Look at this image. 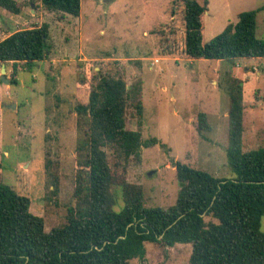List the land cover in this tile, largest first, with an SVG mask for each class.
<instances>
[{
    "label": "rangeland",
    "instance_id": "1",
    "mask_svg": "<svg viewBox=\"0 0 264 264\" xmlns=\"http://www.w3.org/2000/svg\"><path fill=\"white\" fill-rule=\"evenodd\" d=\"M17 1L24 6L21 15L0 8V40L48 23L51 51L30 67L18 64L16 77L13 65L4 64L7 80L16 78L17 85L2 81L0 64L1 175L4 184L31 200L30 211L44 219L48 231L65 225L75 206V150L82 131L74 108L88 102L99 75L118 73L129 88L141 85L143 115H137L136 100L130 101L126 127L158 143L143 147L138 159L106 152L118 182L142 187L147 208L176 204L177 162L217 178L235 177L227 160L230 74L243 81V151L264 144V58L223 62L186 56L185 0H81L77 18L50 12L40 0ZM197 1L208 2L204 43L245 11H257L256 37L264 39V0ZM200 113L210 126L204 136L197 129ZM114 191L120 211L121 189L116 185ZM145 247V258L133 264H189L192 253L190 244Z\"/></svg>",
    "mask_w": 264,
    "mask_h": 264
},
{
    "label": "trees",
    "instance_id": "2",
    "mask_svg": "<svg viewBox=\"0 0 264 264\" xmlns=\"http://www.w3.org/2000/svg\"><path fill=\"white\" fill-rule=\"evenodd\" d=\"M54 13L79 17L81 0H40ZM0 8L21 15L17 0H0ZM208 2L185 0L184 51L191 59L230 62L264 58V39L256 37L257 11L238 15L236 23L207 43L203 15ZM50 26L43 23L13 32L0 41V64L31 66L49 57ZM10 84H18L13 78ZM227 160L234 178H217L204 170L175 163L180 187L176 204L164 210L147 208L141 186L118 182L106 149L124 159L140 158L144 141L139 130L126 127V111L136 100L143 115L141 85L128 87L118 73L99 75L86 104L74 108L82 131L76 146L75 206L67 223L48 231L44 219L30 211L31 200L2 182L0 164V264H133L146 256L145 244L163 247L190 244L189 264H264V144L243 151V81L230 74ZM198 132L210 130L205 113L198 116ZM121 189L122 208L114 187ZM205 216L213 221L206 222Z\"/></svg>",
    "mask_w": 264,
    "mask_h": 264
},
{
    "label": "water",
    "instance_id": "3",
    "mask_svg": "<svg viewBox=\"0 0 264 264\" xmlns=\"http://www.w3.org/2000/svg\"><path fill=\"white\" fill-rule=\"evenodd\" d=\"M34 6V3L32 2L31 3V7H33ZM2 68H3V72H2V81H4L6 84H10V80H7V78H6V67H5V65L3 64L2 65ZM152 173H150V175H151Z\"/></svg>",
    "mask_w": 264,
    "mask_h": 264
},
{
    "label": "crops",
    "instance_id": "4",
    "mask_svg": "<svg viewBox=\"0 0 264 264\" xmlns=\"http://www.w3.org/2000/svg\"><path fill=\"white\" fill-rule=\"evenodd\" d=\"M12 18V17H11ZM8 29V28H7ZM17 31V30H16ZM16 31H14V32H16ZM13 33V32H12ZM12 33H9L5 38H7L8 36H10ZM5 38H2L0 41H2L3 39H5ZM2 105L0 104V111L2 110V107H1Z\"/></svg>",
    "mask_w": 264,
    "mask_h": 264
}]
</instances>
